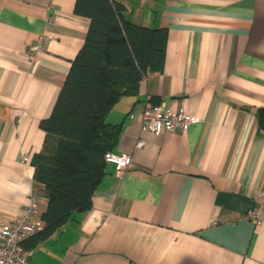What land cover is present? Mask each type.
I'll return each instance as SVG.
<instances>
[{
  "label": "crops",
  "instance_id": "0c3cea01",
  "mask_svg": "<svg viewBox=\"0 0 264 264\" xmlns=\"http://www.w3.org/2000/svg\"><path fill=\"white\" fill-rule=\"evenodd\" d=\"M133 22L169 31L163 70L123 95L106 120L121 124L92 206L25 250L29 264H264V0H117ZM76 0H0V218L38 193L33 157L89 17ZM41 42L34 61L28 48ZM147 101L185 110L186 130L142 128ZM143 141L142 144L140 142ZM26 157V159H25Z\"/></svg>",
  "mask_w": 264,
  "mask_h": 264
},
{
  "label": "trees",
  "instance_id": "16d2710c",
  "mask_svg": "<svg viewBox=\"0 0 264 264\" xmlns=\"http://www.w3.org/2000/svg\"><path fill=\"white\" fill-rule=\"evenodd\" d=\"M117 0H76L74 11L89 17L85 41L73 59L53 110L40 121L43 149L34 155V181L47 197L43 227L21 242L24 250L61 231L92 206L121 124L106 118L123 95H135L147 73L161 72L167 27L139 25ZM156 103V102H155ZM264 130V107L258 110Z\"/></svg>",
  "mask_w": 264,
  "mask_h": 264
},
{
  "label": "built area",
  "instance_id": "2783aa9c",
  "mask_svg": "<svg viewBox=\"0 0 264 264\" xmlns=\"http://www.w3.org/2000/svg\"><path fill=\"white\" fill-rule=\"evenodd\" d=\"M40 49V41L31 44L27 51L28 58L34 61ZM194 120L185 110L174 111L163 103L147 101L141 112L140 123L142 128L160 134L163 131L186 130ZM142 143L143 141L140 142ZM105 160L111 163L116 173L121 176L131 164L132 156L129 152L116 153L109 150L105 153ZM40 206L38 193L33 189L24 212L16 214L9 222L0 218V264H29L28 254L21 242L43 227V221L34 219L40 211ZM244 216L255 222L264 221V214L258 210H250Z\"/></svg>",
  "mask_w": 264,
  "mask_h": 264
}]
</instances>
